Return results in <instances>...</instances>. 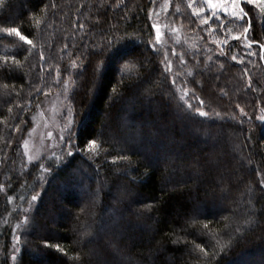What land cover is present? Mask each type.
I'll list each match as a JSON object with an SVG mask.
<instances>
[{"label":"trees","instance_id":"trees-1","mask_svg":"<svg viewBox=\"0 0 264 264\" xmlns=\"http://www.w3.org/2000/svg\"><path fill=\"white\" fill-rule=\"evenodd\" d=\"M240 4L0 0L1 264H264V10ZM58 78L73 133L41 169L15 137Z\"/></svg>","mask_w":264,"mask_h":264},{"label":"rangeland","instance_id":"rangeland-1","mask_svg":"<svg viewBox=\"0 0 264 264\" xmlns=\"http://www.w3.org/2000/svg\"><path fill=\"white\" fill-rule=\"evenodd\" d=\"M200 1L204 4L206 11L212 16L215 11V15L225 13L229 18L237 20L238 22L244 20V15L241 11L242 6L240 4L242 0L240 2L238 0H213L211 5L206 3L205 0ZM244 1L248 4L247 0ZM250 6L255 7L259 11L261 10L260 7L255 5ZM159 11L153 13V25H156L154 28L156 33L155 41L160 43L166 52L167 47L169 48L168 38H171V35L169 37L166 36V22ZM221 41H225V39ZM260 53L262 60L264 55H262V52ZM171 62L172 59L169 60L170 64ZM58 79L60 81L58 82L57 89L46 94L38 101L36 107L31 112L29 121H27L29 122L28 126L25 127L23 125L20 127L15 137V143L17 146L19 145L21 155L26 163L28 165L40 166L41 169H45L46 165L50 163L49 160H56L57 155L62 153H59L61 147L64 148L63 152L66 150V145L71 142L69 141V136L71 137L73 133L74 119L68 104V93L71 89V81L68 78ZM7 157L8 159L11 157V152L8 153ZM229 163H231L230 168H232L231 171L233 172L230 171L231 173L226 176L227 181L237 183L238 185L240 180L235 178L236 171L232 166V162ZM9 243L11 246H9ZM17 250L18 237L16 232L11 239L8 238V243L5 241L2 245L0 243V257L8 253L9 262L12 261V257L13 255L15 256Z\"/></svg>","mask_w":264,"mask_h":264},{"label":"snow or ice","instance_id":"snow-or-ice-1","mask_svg":"<svg viewBox=\"0 0 264 264\" xmlns=\"http://www.w3.org/2000/svg\"><path fill=\"white\" fill-rule=\"evenodd\" d=\"M205 2L208 3L209 5H211L213 3V0H205ZM247 3L249 5H255L257 7H260L261 10H264V0H247ZM189 6L191 7V4ZM241 11L243 12V8H241ZM215 14L216 13L214 11L213 15H215ZM245 15H246V13H245ZM205 23H207V21H205ZM153 27L155 28L156 25H153ZM6 31L8 32V34H13L14 33L17 37H19V39L21 41L25 42L26 44L30 45L32 43L31 39H29L27 36L23 35L18 28L11 27V28H8ZM247 31H248V29H245V32H247ZM237 39H238V37H237ZM260 47H261L262 50H264V45H261ZM262 55H264V51H262ZM232 59L236 60V57L234 56ZM199 115L204 116L205 113L204 112H200ZM90 143H95V141H90ZM33 199L35 200L36 197H33Z\"/></svg>","mask_w":264,"mask_h":264},{"label":"water","instance_id":"water-1","mask_svg":"<svg viewBox=\"0 0 264 264\" xmlns=\"http://www.w3.org/2000/svg\"><path fill=\"white\" fill-rule=\"evenodd\" d=\"M239 2L241 1V0H238ZM263 50L261 49V52H262Z\"/></svg>","mask_w":264,"mask_h":264}]
</instances>
